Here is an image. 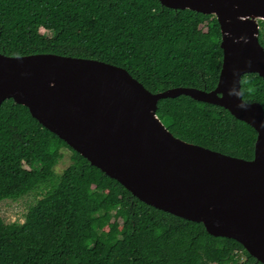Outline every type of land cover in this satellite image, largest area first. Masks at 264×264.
Returning a JSON list of instances; mask_svg holds the SVG:
<instances>
[{
	"label": "trees",
	"instance_id": "16d2710c",
	"mask_svg": "<svg viewBox=\"0 0 264 264\" xmlns=\"http://www.w3.org/2000/svg\"><path fill=\"white\" fill-rule=\"evenodd\" d=\"M220 40L214 16L157 0H0V54L101 61L153 94L213 90ZM241 94L264 110L257 74L242 77ZM156 115L181 141L253 158L256 132L221 107L179 96L160 100ZM64 149L70 163L58 173ZM34 191L42 198L23 223L0 217V264H261L236 241L140 202L9 99L0 106V203Z\"/></svg>",
	"mask_w": 264,
	"mask_h": 264
},
{
	"label": "water",
	"instance_id": "95a60500",
	"mask_svg": "<svg viewBox=\"0 0 264 264\" xmlns=\"http://www.w3.org/2000/svg\"><path fill=\"white\" fill-rule=\"evenodd\" d=\"M157 1L216 18L222 65L213 90L176 87L153 94L125 69L101 61L0 54V106L11 99L27 108L140 202L234 240L264 264V110L241 94L243 76L264 80V0ZM179 96L221 107L249 125L256 132L252 160L174 137L156 111L160 100Z\"/></svg>",
	"mask_w": 264,
	"mask_h": 264
},
{
	"label": "rangeland",
	"instance_id": "374dc122",
	"mask_svg": "<svg viewBox=\"0 0 264 264\" xmlns=\"http://www.w3.org/2000/svg\"><path fill=\"white\" fill-rule=\"evenodd\" d=\"M63 159L58 165L57 172L63 171L70 163V152L66 149L63 151ZM42 191H34L17 201L4 200L0 203V217L4 223H23L25 216L31 206L42 198Z\"/></svg>",
	"mask_w": 264,
	"mask_h": 264
}]
</instances>
